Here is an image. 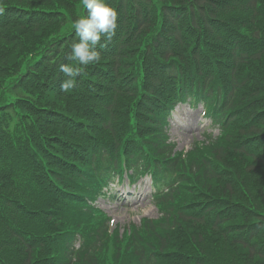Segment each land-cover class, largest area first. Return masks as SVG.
<instances>
[{"label":"trees","instance_id":"16d2710c","mask_svg":"<svg viewBox=\"0 0 264 264\" xmlns=\"http://www.w3.org/2000/svg\"><path fill=\"white\" fill-rule=\"evenodd\" d=\"M47 1L0 0V264H262L264 0H104L115 37L70 93L58 64L81 2ZM185 96L204 101L220 134L183 152L165 125ZM124 147L169 191L162 219L120 236L80 209L105 148L121 164ZM74 232L86 240L76 261Z\"/></svg>","mask_w":264,"mask_h":264},{"label":"rangeland","instance_id":"374dc122","mask_svg":"<svg viewBox=\"0 0 264 264\" xmlns=\"http://www.w3.org/2000/svg\"><path fill=\"white\" fill-rule=\"evenodd\" d=\"M22 4H28L33 8H54L56 6L54 1L44 2L43 0H20ZM14 2V1H12ZM51 4L52 6H49ZM202 106L198 105L195 109H189L188 105H182L172 118V123L169 125L168 135L174 140L177 149L189 147L194 141L203 139V132L207 129L216 133V129L207 128L208 120L201 117ZM197 117V123H195V116ZM216 190V189H215ZM212 187L211 195H218ZM140 191L148 193L150 191L149 181L145 180L143 187L138 188L133 192V188H124L123 185H116L112 190V197L100 198L97 201V205L105 208L112 218L115 219V224L120 226L130 222H138L142 216H156V209L153 204V200L150 195L147 194L143 203L134 204V201L139 199ZM116 209V211H113ZM258 260L257 258H251L250 261ZM264 264V262L262 263Z\"/></svg>","mask_w":264,"mask_h":264},{"label":"clouds","instance_id":"9594fccd","mask_svg":"<svg viewBox=\"0 0 264 264\" xmlns=\"http://www.w3.org/2000/svg\"><path fill=\"white\" fill-rule=\"evenodd\" d=\"M81 5L87 10V14L74 21L73 27L79 42L72 43V54L68 57L77 66L62 64L60 67L65 77L61 84V91L64 93H70L76 88V78L83 75L90 65L100 63L101 53L95 48L98 45L107 47L115 37L118 26V12L104 0H81ZM102 38L106 41L104 45H100Z\"/></svg>","mask_w":264,"mask_h":264}]
</instances>
